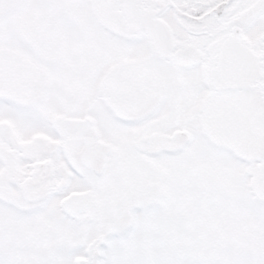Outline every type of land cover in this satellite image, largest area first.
I'll return each instance as SVG.
<instances>
[{
	"label": "snow or ice",
	"instance_id": "1",
	"mask_svg": "<svg viewBox=\"0 0 264 264\" xmlns=\"http://www.w3.org/2000/svg\"><path fill=\"white\" fill-rule=\"evenodd\" d=\"M0 264H264V0H0Z\"/></svg>",
	"mask_w": 264,
	"mask_h": 264
}]
</instances>
